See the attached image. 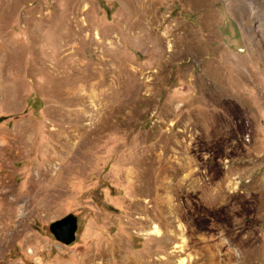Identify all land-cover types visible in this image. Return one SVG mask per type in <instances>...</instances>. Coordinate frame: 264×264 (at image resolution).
I'll return each mask as SVG.
<instances>
[{
    "label": "rangeland",
    "instance_id": "374dc122",
    "mask_svg": "<svg viewBox=\"0 0 264 264\" xmlns=\"http://www.w3.org/2000/svg\"><path fill=\"white\" fill-rule=\"evenodd\" d=\"M1 118L0 264H264V0H0Z\"/></svg>",
    "mask_w": 264,
    "mask_h": 264
},
{
    "label": "water",
    "instance_id": "95a60500",
    "mask_svg": "<svg viewBox=\"0 0 264 264\" xmlns=\"http://www.w3.org/2000/svg\"><path fill=\"white\" fill-rule=\"evenodd\" d=\"M78 228V217L75 214H69L50 225V231L55 239L67 246L76 241Z\"/></svg>",
    "mask_w": 264,
    "mask_h": 264
},
{
    "label": "trees",
    "instance_id": "16d2710c",
    "mask_svg": "<svg viewBox=\"0 0 264 264\" xmlns=\"http://www.w3.org/2000/svg\"><path fill=\"white\" fill-rule=\"evenodd\" d=\"M2 119H3V118L0 119V122H1Z\"/></svg>",
    "mask_w": 264,
    "mask_h": 264
}]
</instances>
